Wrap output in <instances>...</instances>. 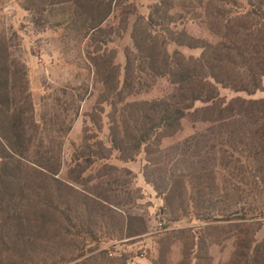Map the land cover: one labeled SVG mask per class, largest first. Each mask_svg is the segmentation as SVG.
Segmentation results:
<instances>
[{
  "label": "rangeland",
  "instance_id": "rangeland-1",
  "mask_svg": "<svg viewBox=\"0 0 264 264\" xmlns=\"http://www.w3.org/2000/svg\"><path fill=\"white\" fill-rule=\"evenodd\" d=\"M55 1L0 0V99L11 100L0 112V264H228L240 236L263 241L264 186L243 175L245 154L226 146L219 153L205 114H190L173 137L140 149L111 142V126L123 130L114 113L122 109L118 79L125 78L132 32L155 2L116 0L110 18L91 32L87 10ZM187 27L208 39L196 24ZM168 91L158 78L126 103ZM219 92L227 101L264 99V87L251 96ZM18 115L26 156L12 160L2 144L18 140ZM90 152L95 163L88 166ZM44 156L60 163L57 176L35 164ZM42 185L52 204L46 218ZM57 208L69 209L68 218Z\"/></svg>",
  "mask_w": 264,
  "mask_h": 264
},
{
  "label": "trees",
  "instance_id": "trees-1",
  "mask_svg": "<svg viewBox=\"0 0 264 264\" xmlns=\"http://www.w3.org/2000/svg\"><path fill=\"white\" fill-rule=\"evenodd\" d=\"M153 1L155 5L151 8L150 17L137 20L134 26L133 47L126 52L125 78L124 81L120 77L118 79L122 109L120 113L115 109L114 115L119 114L120 118H116L114 123L119 122L123 130L120 132L119 127L111 126L113 146L119 148L118 141H133L135 149H140L158 137L171 138L190 114L203 113L206 117L202 122L212 124V130H215L212 136L215 147L220 149L219 153L222 154V148L226 146L233 152L245 154L243 175L253 179L256 185L264 186V99L235 98L227 101L220 97L219 92L221 87L251 96L264 87V0H184L178 5H168L167 0ZM55 2L49 0L50 5ZM116 2L61 1L88 11V28L91 32L99 30L110 18ZM180 21L184 24L179 29L177 25ZM189 24L204 29L208 39L191 34L187 27ZM172 45L201 50V54L195 57L186 56L180 50L171 52ZM134 63H137V67ZM5 72L8 73V69ZM144 77L147 82L143 81ZM158 78L164 79L169 85V91L162 98L126 103L127 97L137 96L150 89ZM198 103L204 107L197 108ZM10 104L9 97L5 101L0 99V112L7 111L4 106ZM75 116L79 118L80 115L76 113ZM88 117L93 121L92 116ZM13 120L18 140L5 138L7 145L2 144L12 160L26 156L25 146L20 142L19 115L14 116ZM58 132L62 134V130ZM86 132L89 130L86 129ZM91 138L86 136L87 140ZM49 153L53 152H45ZM93 156L95 154L91 152L87 156L88 166L95 163L92 161ZM79 157L76 153L74 158L77 160ZM222 158L221 161L226 159ZM35 164L53 177L60 172V163L53 156H44ZM8 165L6 162L5 166ZM1 177L3 175L0 174V193L3 183ZM8 179L12 184L16 180L12 175ZM54 181L59 182L57 179ZM42 186L46 193L40 202L46 207L42 214L46 218L52 204L45 189L48 185ZM68 210L58 212L68 218ZM253 235L247 232V237L240 236L228 264H264V240L258 242Z\"/></svg>",
  "mask_w": 264,
  "mask_h": 264
}]
</instances>
